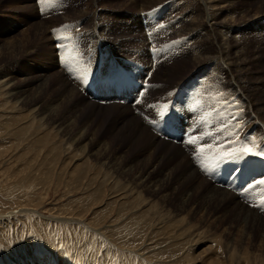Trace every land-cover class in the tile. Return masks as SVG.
<instances>
[{
    "label": "rangeland",
    "instance_id": "rangeland-1",
    "mask_svg": "<svg viewBox=\"0 0 264 264\" xmlns=\"http://www.w3.org/2000/svg\"><path fill=\"white\" fill-rule=\"evenodd\" d=\"M142 2L48 0L45 4L41 0H0V264H33L32 257L41 249L63 251L70 256H66L69 264H149L146 253L162 248V261L180 258L177 264L187 262L181 259L185 250L199 254L203 248L207 251L200 263L186 264H210L216 256L222 264H264V207L258 206L261 187L248 190L246 197L234 191L239 180L264 179V160L245 156L220 163L213 171L200 168L213 183L237 194L235 201L220 208L216 202L206 207L200 193L187 197L200 179L191 183L186 178L189 168L177 166L184 149L177 152L164 146L154 159L148 148L142 150L139 136L131 135L129 128V119L135 116L131 105L140 104L145 113L152 110L153 103L167 105L166 97L175 88L172 98L178 79L184 77L182 81L198 80L201 84L183 87L182 91L193 90L185 95L186 102L182 104L194 103V115L189 122L178 121L177 125L192 124L199 114L204 126L200 136L203 140L211 137L208 141L214 142L220 133L230 132L235 117L231 116L229 102L220 98L229 93L230 84L235 82L245 92V119L241 131L226 136L240 142L244 132L250 131L247 127L253 134L263 130L264 0L220 2L214 11L221 20H235L226 47L237 52L241 62L233 63L230 70L219 58L207 66L203 61L202 77L193 69L195 56L201 53L203 58L220 48L216 39L219 30L207 23V13L213 10L207 11L199 0H158L149 6ZM96 22L108 40L117 44V54L107 45L109 53L115 55L112 69L109 58L104 60L95 51L106 46L93 47L99 34L94 30ZM227 28L222 27L225 32ZM149 35L153 37L150 51L155 52L158 63L151 68L148 82L156 70L159 77L154 78V86L150 87L151 82L140 100L116 102L111 97L114 90L125 87L121 83L124 73L135 65L142 68L141 64L147 61L149 48L142 42ZM135 54L140 56L136 62ZM147 69L141 70L146 73ZM173 70L176 73L168 77ZM62 73L72 74L79 83L78 94L89 96L94 105L87 106L81 96L70 102L59 99L56 88ZM77 77L85 79V84ZM7 78L12 91L21 93L7 94L2 87ZM40 79L42 85L38 86ZM215 83L220 89L214 93L210 87ZM160 85L159 90H164L159 91L163 104L156 92ZM156 109L151 117H145L154 133L155 121L176 116L166 111L161 118ZM207 117L210 120L204 122ZM197 128L185 131L188 135L179 142L161 139L184 146L189 159L195 161L190 153L193 144L186 141L190 137L196 139L200 130ZM230 137L224 139L226 143L215 142L227 146ZM231 144L230 148L237 145L234 141ZM171 171L172 178H167ZM146 177L152 183H140ZM157 178H164L162 187L155 184L159 183L154 181ZM241 206L261 217L245 220Z\"/></svg>",
    "mask_w": 264,
    "mask_h": 264
},
{
    "label": "bare ground",
    "instance_id": "bare-ground-1",
    "mask_svg": "<svg viewBox=\"0 0 264 264\" xmlns=\"http://www.w3.org/2000/svg\"><path fill=\"white\" fill-rule=\"evenodd\" d=\"M201 3H202V5L207 9V11L208 10H213V12H211L210 13V11H209V13H207V23H208V26L210 27V28H213V30H216V29H218L219 31H218V37H216V39L219 41V43H220V48H219V50H217V51H212V52H209V53H207L206 54V57H203L202 58V54L200 53V55H194L196 58L194 59V66L195 67H193V69L195 68L197 71L196 72H198L199 73V77H202L203 75H204V73H205V69H201V67L203 66H200L201 64H203L202 62L204 61V62H207V64H206V66L208 65V64H212L217 58H219V59H221L222 61H223V65L224 66H226V67H228L230 70L232 69V65H233V63L234 64H240V62H241V59H240V57L238 56V55H236L237 54V52H232L231 50H230V48H227L226 47V45L229 43V41H228V39H229V37L231 36V34L229 33L230 31H231V28H232V26H234V22H235V20L234 21H231V22H229V21H227V20H221V17L214 11V10H217V8L220 6V2L222 1V0H199ZM158 2V0H143V2H142V5L144 4L145 6H149V5H151L152 3H157ZM264 15V14H263ZM94 26H95V29L94 30H96V32H98L99 34H97L96 36H97V38H95L94 39V44H93V47H95V46H98V44H102L103 46H106V47H102V48H105V50H106V48L108 47L107 45H109L110 46V48H112L113 50H114V52L116 53V51H117V48H116V45L117 44H114V43H111L109 40H108V37L106 36V33H104L103 31L101 32L100 31V27H99V25H98V22H96V23H94ZM225 26V28H227V30H226V32H225V29H222V27H224ZM232 30H235V28L234 29H232ZM42 31V30H41ZM152 36L151 35H149L147 38H146V40L145 41H143L142 42V46L144 45V46H146V47H148L149 48V53H147V61L145 60V62L143 63V64H141V67L142 68H144V67H146V68H148L147 69V71H151V68L154 66V64L155 65H157V63H156V56H155V54H153L151 51H150V48H152L151 46H152V44H153V42L151 41L152 40ZM151 41V42H150ZM101 42V43H100ZM101 48V49H102ZM109 49V48H108ZM110 50V49H109ZM109 50H108V52H109ZM197 51L199 52V49L197 48ZM117 54V53H116ZM158 55V54H157ZM208 55H210V58H209V56ZM136 56V57H135ZM135 56H134V62H136L137 61V59L140 57L139 56V54H135ZM194 58V57H193ZM136 60V61H135ZM159 60V59H158ZM126 61V60H125ZM129 62V61H128ZM132 62V60L129 62L130 64H132L131 63ZM205 64V63H204ZM102 66V65H101ZM200 67V69L198 70V68ZM182 67V66H181ZM142 68H140V66H136L135 65V68H133V70L134 71H136L137 72V74H140V73H142ZM237 69V68H236ZM147 71H146V73H147ZM157 71V73L155 74L154 73V75L149 79L150 80V83L152 82V84L150 85V87H153L154 86V84H155V82L153 83V80H154V78H157L158 79V77H159V73H158V70H156ZM176 71V70H175ZM174 70L172 71V72H168V77H170V76H172L171 74H175L176 72H175ZM225 71V70H224ZM235 71V70H234ZM206 72H208V69H206ZM237 72V71H236ZM203 75H202V74ZM63 74V73H62ZM62 74H60V76L62 75ZM66 74L64 73L60 78H58V87L56 88V90L58 91V95H59V99L61 98L63 101H68V102H70L72 99H74L75 97H80L81 96V100L83 101V103H85V104H87V106H91V105H94V104H92L93 103V101L92 100H90V97L88 96V97H85L84 95H80V93L78 94V91H77V89H78V85H79V83L77 82V81H75V80H77V79H75V78H73V76H72V74H70V73H67V76H65ZM197 75V74H196ZM155 76V77H154ZM163 78H165V76H163ZM184 78V77H183ZM182 78V79H183ZM180 79V78H179ZM178 79V83H177V85L175 86V87H178V85L180 86H182L183 85V87H185V86H189V84H193V83H197V85H200L201 84V81H195V82H193V83H189V81H182V79H180L179 80ZM156 80V79H155ZM4 82H3V89H5L6 90V92H7V94L9 95V96H11V95H18L19 93H21V92H19V91H15V92H13L12 91V84H11V82H10V80H9V78H7V79H4L3 80ZM42 81V79H40V81L37 83V85L38 86H40V85H42V83H40ZM183 83H182V82ZM54 82H56V81H54ZM181 82V83H180ZM238 82H240V80L238 81ZM85 84V83H84ZM2 85V84H1ZM11 85V86H10ZM232 85H234V86H232ZM205 86V85H204ZM220 85H216V83L214 84V86L213 87H210L211 89H213V92L215 93V92H217L219 89H220V87H219ZM42 87V86H41ZM157 87V86H156ZM160 87H161V85L160 86H158L157 87V89H156V92L158 93V94H160V96L162 95V93L161 92H159V91H164V90H159L160 89ZM202 87H203V85H202ZM201 87V88H202ZM206 87H207V89H209V87L207 86V84H206ZM230 88L228 89V91H229V93H226V94H222L221 95V100L223 99V100H227L228 102H229V104L231 105V110H232V114H231V116H234L235 117V119H233L234 120V122L233 123H230V124H232V126L233 125H239L238 127H236L235 129H233L232 128V126H231V130H232V133H235L236 132V130L237 131H241L242 130V125H243V121H244V119H245V109H244V107H245V103H244V101H245V99H244V97H246L245 96V92H243L238 86H237V84L234 82H232V84H230V86H229ZM162 88V87H161ZM200 88V87H199ZM80 89V88H79ZM192 89V88H191ZM198 89V88H197ZM197 89H194L195 90V92L197 93V94H200V92L199 91H197ZM242 91H240V90ZM244 89V88H243ZM175 90V88L173 89V91ZM81 91V90H80ZM173 91L171 92V94H169V96L168 97H166V99H165V101L166 100H168V102L167 103H169V99H170V97H171V95H172V93H173ZM193 91V90H192ZM205 92H207V90L205 91ZM36 96V95H35ZM35 96H33V97H31V98H35ZM82 96H83V98H82ZM37 98H38V96H37ZM112 99L113 98H116L115 96H112L111 97ZM201 99H202V97H201ZM53 100V99H52ZM162 100L164 101V97L163 96H161V98H160V101H159V103H164V102H162ZM203 100V99H202ZM91 101H92V103H91ZM204 101V100H203ZM198 102H199V100L197 101V104H198ZM202 104V103H201ZM49 106H50V104H49ZM114 106H118V105H114ZM113 106V107H114ZM53 106L51 105L50 107H49V109H51ZM115 108V107H114ZM131 108L134 110L133 111V113H135V116H131V118L129 119L130 121H132L130 124H129V128L132 130L131 131V135H135V136H139V141H140V143H138L140 146H141V148H142V150L143 149H145V148H148L147 150L149 151V153H150V155L152 156V158H154L155 159V154L157 153V151H158V149L159 148H162V147H164V146H168L167 148H169V149H176L177 150V152H179V151H182V149H184V151H185V153L183 154V156H182V158H180V161L178 162V165L177 166H181V165H183L184 166V168L186 169V168H189V170H188V173L186 174L187 175V179L191 182V183H196L197 181H196V179L197 178H199L200 180H199V182H197V184H193L192 185V187H191V189H192V191H191V193H187V194H189L187 197H190V195L192 194H194V195H197V194H201V199H202V202L203 203H206L207 205H206V207L207 206H211L214 202H216V203H218V206H217V208H220V206H222V205H224L225 203H227L228 201H232V200H234L233 199V197L236 195L237 196V194L236 193H232L230 190H228V189H225V188H223L222 186L220 187V186H218L217 184H215V183H213L211 180H209L208 178H206L202 173V170L200 169L201 168V166H200V163H198V162H195V161H198L196 158H195V152H196V145L195 144H193V145H190V146H192V147H190V149L192 150V152H190V153H193V158L195 159V161L193 160V161H191L190 159H189V155H188V151H186L185 149V147L183 146V147H181V146H178V145H174L172 142H170V143H167V140H163V139H161L162 137H159L156 133H154L153 131H152V129L150 128V127H148V125L146 124V118H149V117H151L154 113V111L155 110H157L156 109V106L154 105V103H153V105H152V107L150 108V109H152V110H149V111H146V113L145 112H142L143 111V109H142V106H140V104L138 105V107L137 106H132L131 105ZM202 109H203V107H202ZM135 110H140V112H142V113H144V115L142 114V113H136L135 112ZM168 111V110H167ZM204 111V110H203ZM156 112V111H155ZM202 112V111H201ZM200 112V113H201ZM205 113V112H204ZM189 115H190V117H192L193 118V115L194 114H192V113H189ZM199 115V114H198ZM195 116V120L193 121V124L195 125V126H197L198 128L197 129H200L199 131H200V133L202 132V134L204 133L202 130H204V126L201 124V116L199 117V116ZM146 117V118H145ZM205 119H206V121H208V120H210L209 119V117H207V118H204L203 119V121L205 122ZM256 125H257V129L258 130H260L259 129V126L260 125H258V123H256ZM133 126V127H132ZM207 127H208V125H206V130L205 131H207ZM245 128V127H244ZM247 129L248 130H250L251 131V128H248L247 127ZM198 131V132H199ZM250 131H245L244 133H245V135H244V138L242 139V140H240V142H238L236 139H232L233 137L231 136L230 137V135H228V136H226L228 133H229V131H226L225 132V134L223 135V133H220L219 135H218V137L216 136L215 138H214V140L215 141H224V139L225 138H227V137H230V139H229V143H227V146L229 147L230 145H232L231 144V142H236V143H241V141H243V142H246V141H251V140H255V142H256V145H257V148L259 149V148H264V128H263V130H261V131H257L255 134H253L252 132H250ZM221 132H223V131H221ZM206 134H209V132L208 133H206ZM211 137H208V138H206L205 140H203V138L200 140V141H198V143L199 144H201L202 146H207V145H209V144H212L213 143V140L212 141H208V139H210ZM193 139H195V138H193ZM181 140V139H180ZM189 140V139H188ZM166 141V142H165ZM208 141V142H207ZM186 142H188V141H186ZM225 142V141H224ZM208 143V144H207ZM226 143V142H225ZM187 146V148H189V145H186ZM145 147V148H144ZM251 157H253V158H257V157H259L260 159H262V160H264V157H260V156H251ZM179 160V159H178ZM161 160H159V162H160ZM255 161V160H254ZM195 165H197V166H195ZM225 163V162H224ZM223 163V164H224ZM179 166V167H180ZM176 169H177V167H176ZM175 169V170H176ZM174 172H176V171H174ZM202 172V173H201ZM139 174V173H138ZM148 174V173H147ZM221 174V173H220ZM171 175H173V171H171V173H169V175H167V178H169V177H171ZM185 176V175H184ZM201 176H202V178H201ZM219 176V175H218ZM174 177V176H173ZM215 177V176H214ZM142 178V177H141ZM150 178V177H149ZM147 179V177L144 179H141L140 180V183L142 182V183H145L146 185H148V183H152V181H149V180H151V179ZM172 178V177H171ZM187 180V182L189 183V181ZM145 181V182H144ZM154 181H159V183H155V184H157L158 185V187H162V185H161V183H163V181H165L164 180V178H163V180L162 179H160V178H157L156 180H154ZM190 191V190H189ZM120 196L122 195V193H120L119 194ZM241 197V196H240ZM121 198H123V196H121ZM235 201V200H234ZM237 204V203H236ZM209 206V207H210ZM216 206V205H215ZM214 207V206H213ZM242 207V206H241ZM125 211V210H124ZM213 211V210H212ZM241 211L242 212H244V213H246V216L244 217V219L245 220H249V218H251V217H261V216H259V215H257L256 213H254V212H252V211H250V210H247L246 208H244V207H242V209H241ZM121 212V211H120ZM211 212V211H210ZM123 214V213H122ZM32 215V214H31ZM62 217V216H61ZM7 219H8V217H7ZM158 220H159V218H158ZM9 221V220H8ZM69 221V220H68ZM159 221H161V220H159ZM157 223H159V222H157ZM0 224H1V222H0ZM6 224H7V222H6ZM5 224V225H6ZM8 224H9V222H8ZM2 225H3V223H2ZM97 226V225H96ZM129 226V225H128ZM163 226V225H162ZM134 228V227H133ZM135 229V228H134ZM133 229V230H134ZM90 230V229H89ZM133 230H131V231H133ZM90 231H92V230H90ZM125 232H127V231H125ZM131 232H129V234H130ZM135 235V234H134ZM112 236V235H111ZM132 236V235H131ZM113 237H114V235H113ZM76 238V237H75ZM122 238H125L124 236L122 237ZM131 238V237H130ZM132 238H134L133 236H132ZM136 238V237H135ZM80 239V238H79ZM89 239V238H88ZM103 239L101 238V241H102ZM107 240L109 241V239L107 238ZM117 240V239H116ZM132 240V239H131ZM134 240V239H133ZM137 240V239H136ZM104 241V240H103ZM102 241V242H103ZM111 241V240H110ZM113 241V240H112ZM115 241V240H114ZM157 241H159V240H157ZM78 242V241H77ZM92 242V241H91ZM94 243H95V240L93 241ZM116 242V241H115ZM118 242H120V241H118ZM123 242V241H122ZM133 242V241H132ZM94 243H92V244H94ZM121 243V242H120ZM162 243V242H161ZM89 244V243H88ZM98 244V243H97ZM108 244V243H107ZM125 244V243H124ZM123 244V245H124ZM136 244V243H135ZM135 244H133L134 245V247H135ZM160 244V243H159ZM84 245V244H83ZM90 245V244H89ZM88 245V246H89ZM99 245V244H98ZM115 245H117L116 243H115ZM123 245H119L120 247L121 246H123ZM132 245V246H133ZM188 245V244H187ZM81 246V245H80ZM95 246V245H94ZM101 246V245H100ZM108 246V245H107ZM112 246V245H111ZM114 246V245H113ZM116 247V248H120V247ZM130 245H128L127 246V248H130L129 247ZM164 246H166V245H164ZM169 246V245H168ZM83 247V246H82ZM86 247V246H85ZM108 247H110V246H108ZM108 247H106V248H108ZM138 247V246H137ZM21 248V247H20ZM89 248V247H88ZM87 248V249H88ZM94 247H93V245H92V249H93ZM132 248V247H131ZM147 248V247H146ZM158 248V247H157ZM161 248H162V246H161ZM91 249V248H90ZM97 249V248H96ZM126 249V248H125ZM124 249V251H126ZM137 249V248H136ZM135 249V250H136ZM142 249V248H141ZM150 249V248H149ZM169 249V248H168ZM171 249V248H170ZM210 249V248H209ZM111 250H112V247H111ZM110 250V251H111ZM115 250V249H114ZM113 250V251H114ZM131 250H133V249H131ZM138 250V249H137ZM136 250V251H137ZM165 250V249H164ZM164 250H163V248L162 249H159V250H149V252L148 253H146L147 254V256L145 257V258H147V261H148V263L149 264H154L155 262H157V263H159V264H163L162 262H164V263H167V264H174V262L177 264V263H179L178 261H180V258H179V260H177L176 258H174V259H176V260H173L172 261V259H170V258H167L166 260H163L162 261V257L165 255L164 253ZM172 250V249H171ZM89 251V250H88ZM97 251V250H96ZM120 251V250H119ZM118 251V252H119ZM123 250H122V252H124ZM128 251V250H127ZM142 251L144 252V251H146V249L145 250H143L142 249ZM205 251H207V250H204V248H203V250H201L200 252H199V254L197 253V254H195V253H191V250L189 249V250H185L184 252H183V258H181V259H184L185 261H187L188 263L189 262H196V263H200L201 261H202V259L205 257ZM39 252V254L37 255V256H35V257H32L33 258V264H69L70 263V259H68L66 256H68V254H66V253H64L63 251H61V252H57V251H55L54 249H48V250H39L38 251ZM71 252V251H70ZM93 252H94V250H93ZM93 252H92V254H93ZM99 252V251H98ZM97 252V253H98ZM105 252V251H104ZM115 252V251H114ZM117 252V253H118ZM121 252V251H120ZM121 252V253H122ZM84 253V252H83ZM85 253H87V252H85ZM101 253V252H100ZM111 254H113L112 252H110ZM116 253V252H115ZM66 254V255H65ZM88 254V253H87ZM87 254L86 255H84V256H87ZM123 254H125V252L123 253ZM132 254V253H131ZM240 254V253H239ZM82 255V254H81ZM94 255V254H93ZM95 255H96V253H95ZM101 255V254H100ZM127 255V254H126ZM125 255V256H126ZM141 254H140V252H139V254H138V256H140ZM89 256V255H88ZM87 256V257H88ZM99 256V255H98ZM98 256H96V257H98ZM104 256V255H103ZM112 256H114V255H112ZM122 256H124V255H122ZM136 256H137V254H136ZM137 256V257H138ZM168 256V255H167ZM68 257H70V256H68ZM90 257H92V256H90ZM101 257H102V255H101ZM100 257V258H101ZM105 257V256H104ZM110 257V256H109ZM127 257V256H126ZM125 257V258H126ZM80 258V257H79ZM111 258V257H110ZM113 258V257H112ZM118 258V257H117ZM116 258V259H117ZM122 258V257H121ZM92 259V258H91ZM98 259V258H97ZM109 259V258H108ZM115 259V258H114ZM139 259H140V257H139ZM142 259V258H141ZM235 259V258H234ZM89 260V259H88ZM112 260V259H111ZM123 260L125 261L126 259H124L123 258ZM129 260V259H128ZM145 259H143V261H144ZM98 261V260H97ZM101 261V259H99V262ZM116 261V260H115ZM124 261H122L123 263H124ZM198 261V262H197ZM89 262V261H88ZM104 262V261H103ZM106 262V261H105ZM108 262V261H107ZM130 262V261H129ZM146 262V261H145ZM187 262H184L185 264L187 263ZM222 260L218 257V256H216V258H212V260H211V263H213V264H222ZM239 262V261H238ZM85 263V262H84ZM91 263V262H90ZM94 263V262H93ZM98 263V262H97ZM138 263V262H137ZM147 263V262H146ZM145 263V264H146ZM210 263V264H211ZM225 263V262H224ZM228 263V262H227ZM96 264V263H95ZM105 264V263H104ZM107 264V263H106ZM125 264V263H124ZM143 264V263H142ZM242 264V263H241Z\"/></svg>",
    "mask_w": 264,
    "mask_h": 264
},
{
    "label": "snow or ice",
    "instance_id": "snow-or-ice-1",
    "mask_svg": "<svg viewBox=\"0 0 264 264\" xmlns=\"http://www.w3.org/2000/svg\"><path fill=\"white\" fill-rule=\"evenodd\" d=\"M41 2L47 4L48 0H41ZM77 78L81 79L82 83L86 82V80L82 77ZM156 107L158 108V115L163 118L167 111L168 105L165 104ZM238 126V124L233 125L232 128L235 129ZM229 134H232L231 130ZM199 139H202V137H197L196 139L190 137L188 143L196 145L195 158L200 161V166L205 172L210 171L211 168H214L220 163L226 162L228 160H240L245 156L264 157V148L258 149L254 139L243 143H237L236 146L231 148L224 145L222 142L217 143L215 140L212 144L202 146L198 143ZM238 170L239 169H237V171ZM256 185L261 187V191L259 193L260 204L258 206L264 207V179L256 181L255 184H249L245 191L253 189Z\"/></svg>",
    "mask_w": 264,
    "mask_h": 264
}]
</instances>
